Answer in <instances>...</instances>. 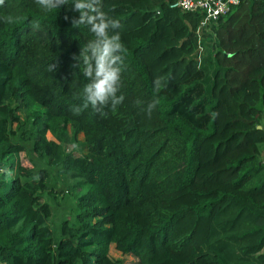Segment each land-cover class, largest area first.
Listing matches in <instances>:
<instances>
[{
	"label": "trees",
	"instance_id": "16d2710c",
	"mask_svg": "<svg viewBox=\"0 0 264 264\" xmlns=\"http://www.w3.org/2000/svg\"><path fill=\"white\" fill-rule=\"evenodd\" d=\"M172 1L90 0L120 21L124 100L78 115L96 38L77 0L0 6V264H120L111 244L129 264H264V0L219 16L205 56L202 13ZM80 132L85 154L62 146ZM27 148L73 198L52 226L43 195L64 190Z\"/></svg>",
	"mask_w": 264,
	"mask_h": 264
},
{
	"label": "clouds",
	"instance_id": "9594fccd",
	"mask_svg": "<svg viewBox=\"0 0 264 264\" xmlns=\"http://www.w3.org/2000/svg\"><path fill=\"white\" fill-rule=\"evenodd\" d=\"M35 2L37 3V0ZM58 2H67V0H58ZM4 3L5 0H0V6L4 5ZM39 3L49 5L46 11L56 9L51 4V0H39ZM74 6L79 11L81 19L73 21L72 26L78 27L83 25V21L87 18L88 23L92 25L90 32L96 38V42L89 45L92 49L91 56L87 55L88 49H84V66L81 68V71L85 77H90L91 79L88 80L89 82L82 89V106L74 108L73 111L74 114L78 115L83 109L91 106L95 112L103 114L105 107L111 105L112 109L115 110L124 100V96H118L117 93L120 88L123 54L126 52V49L121 43L118 32L110 35L112 29H117L121 26L120 21L112 18L106 21L105 17H108L107 14L94 7L90 0H77ZM0 20L11 24L15 21V18L11 15H5L0 16ZM93 60H95V68H93ZM159 81L160 78H157L154 82L157 85L154 88V92L156 93L160 91L158 87ZM141 103L142 101H136L137 105ZM156 103L154 100L144 109L149 117L155 109Z\"/></svg>",
	"mask_w": 264,
	"mask_h": 264
},
{
	"label": "rangeland",
	"instance_id": "374dc122",
	"mask_svg": "<svg viewBox=\"0 0 264 264\" xmlns=\"http://www.w3.org/2000/svg\"><path fill=\"white\" fill-rule=\"evenodd\" d=\"M212 33H210L209 37L210 40L208 42V44H205V41L202 39L201 43H200V49H201V56H205L206 54H208L210 45L214 42L213 41V37L211 35ZM19 115V120L22 121L23 118L25 117V113L23 110H20L17 112ZM17 125V121H13L12 126L15 127ZM69 134L71 135V132L69 131ZM48 137H51V134L48 133L47 134ZM72 137V136H71ZM62 146H64L65 148L67 147H73V149H75L76 152L81 153V154H85L87 152V146L84 142V137H83V133L80 132L76 135V137H74V140H72L70 138V136H68V138L65 141H62ZM26 146L29 148L31 147L30 144H26ZM27 148V150L22 151L19 155V158L22 162V164L24 166L27 167H32V165H38V166H43L45 168H48L49 171H51V173L54 175V182H56L55 188L58 190L60 188H62L64 191L63 193H59L57 194L56 197H53L52 194H48L45 193L43 195V200H47L49 201L54 207H56V215L55 217L51 218L49 223L51 225L54 224L56 222V220L58 218H60V216L62 215V212H65L66 215H69L70 211L72 210V205H73V198L71 197L70 194H68L66 192L67 186L66 184H62V181L60 179V177L62 176L61 174H59L55 168L48 166L44 160L40 159L38 157L37 154L33 153L32 151H30ZM55 172L57 173V176L55 175ZM58 212V213H57ZM52 226V225H51ZM54 230V233L56 235V237L59 236V231L52 227ZM110 255L113 258H120L121 262L120 264H129V263H133L137 261L136 257H133L130 254H122L121 252L117 251L114 248V244H111L110 246Z\"/></svg>",
	"mask_w": 264,
	"mask_h": 264
},
{
	"label": "built area",
	"instance_id": "2783aa9c",
	"mask_svg": "<svg viewBox=\"0 0 264 264\" xmlns=\"http://www.w3.org/2000/svg\"><path fill=\"white\" fill-rule=\"evenodd\" d=\"M238 2L239 0H174L169 6L182 11H200L202 17L197 29L203 39L205 34H213L217 18L229 12Z\"/></svg>",
	"mask_w": 264,
	"mask_h": 264
},
{
	"label": "crops",
	"instance_id": "0c3cea01",
	"mask_svg": "<svg viewBox=\"0 0 264 264\" xmlns=\"http://www.w3.org/2000/svg\"><path fill=\"white\" fill-rule=\"evenodd\" d=\"M203 40L205 41V44H208V42L210 40L209 33L204 35Z\"/></svg>",
	"mask_w": 264,
	"mask_h": 264
},
{
	"label": "water",
	"instance_id": "95a60500",
	"mask_svg": "<svg viewBox=\"0 0 264 264\" xmlns=\"http://www.w3.org/2000/svg\"><path fill=\"white\" fill-rule=\"evenodd\" d=\"M260 127V126H259Z\"/></svg>",
	"mask_w": 264,
	"mask_h": 264
}]
</instances>
